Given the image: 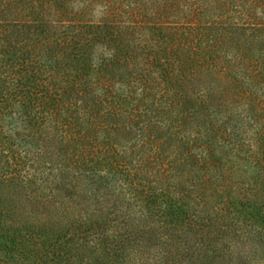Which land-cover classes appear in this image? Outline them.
I'll return each mask as SVG.
<instances>
[{
	"label": "trees",
	"instance_id": "trees-1",
	"mask_svg": "<svg viewBox=\"0 0 264 264\" xmlns=\"http://www.w3.org/2000/svg\"><path fill=\"white\" fill-rule=\"evenodd\" d=\"M244 1L0 0V264H264V125L246 176L218 117L224 76L264 107Z\"/></svg>",
	"mask_w": 264,
	"mask_h": 264
},
{
	"label": "rangeland",
	"instance_id": "rangeland-1",
	"mask_svg": "<svg viewBox=\"0 0 264 264\" xmlns=\"http://www.w3.org/2000/svg\"><path fill=\"white\" fill-rule=\"evenodd\" d=\"M248 3L252 4L251 7H249ZM71 4H73L74 8L79 6L78 0H71L70 5ZM244 5H245L246 14L248 13V11H250V14L254 16L250 20L251 24H255L256 22H264V7H263L264 0H245ZM91 7L92 6L90 5L88 6L86 10H84L85 18L93 22H97L98 20H101V18H103L101 21L104 22L106 21L105 18H108V19L110 18V15L112 12L111 9H108V11L106 12L103 6L98 2H96L93 8ZM78 8H81V7H78ZM122 10H123L122 7H119L118 10L116 11L117 14H122L120 13V11ZM100 50L101 49L97 50L96 56H99L102 53ZM104 54H106V51L104 52ZM201 77L204 78V76L202 75ZM220 78H223V77L219 76V79ZM220 82L222 84H226V88H225V94L223 97L224 99H223L218 117L219 119L221 118V120L226 121V125L228 127H229V123H231L233 126L236 124L234 130H236L237 132V128H238V132H237L235 141L237 140L238 141L237 143H239L236 148L239 149V146H241V150H242L241 152H237L238 149L236 150V155H237L236 159H238V164L240 165L241 169H245L244 173L247 172L246 176L249 174V172L251 173L250 175H252V166H250V168H248V171H247L246 168L248 165L244 166V163L245 161H247L248 163V160H251V157H252L253 149L250 147H252L253 140L255 138L254 128L252 127H255V124H259L261 126L264 125V107L261 103L260 98H257L255 93L253 95L251 93V90L249 89H246L244 93L245 95L244 98L240 99L239 96H236V95H241V92H240L241 90L238 87H234L236 83L233 85L232 79L229 76L228 77L224 76V81H220ZM231 86H233V88H231ZM252 103H253V108L251 107ZM232 113L234 114L233 117L234 118L236 117L234 122L232 121L233 120L231 116ZM253 113L256 114V116L254 117V121L256 123L252 122ZM260 168H261L260 173L258 177H256L254 184L252 185V188L256 189V192L258 195V198H257L258 201L255 206L250 204V202L244 203L241 206L242 209L241 211H239V215H241L243 219L259 220L262 218L261 217L262 211L259 209V207L261 206V204H264V159L262 160ZM240 172L243 173V171H239V170L235 171L234 168H232L231 171H225L224 173L225 178L216 185L218 186L216 188L217 190H213L212 187L206 186V188L210 190L209 194H213L217 198L218 197L220 198V194H223L221 197L222 202H233L234 204L233 208H236L239 205L238 202H248L244 200L238 201L239 200L238 192H235V189H234L236 186L235 184L233 185L232 190H230L227 185L226 180L228 176L232 177L233 180H236V178H239L238 176ZM219 180H221V178ZM204 192L205 194L207 193V191H204ZM263 207L264 206H262V209ZM40 212H41V209L38 211V213ZM258 250H260V248H258ZM263 252H264V249H263ZM258 255L259 254L255 256L252 255V257L255 258L253 262H255L258 259L257 258L259 257Z\"/></svg>",
	"mask_w": 264,
	"mask_h": 264
}]
</instances>
